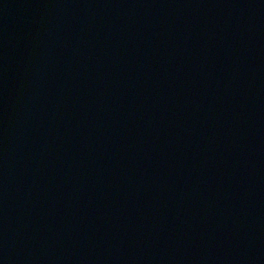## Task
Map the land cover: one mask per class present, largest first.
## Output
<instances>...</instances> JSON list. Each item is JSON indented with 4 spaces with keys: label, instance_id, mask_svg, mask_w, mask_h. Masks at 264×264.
Here are the masks:
<instances>
[{
    "label": "water",
    "instance_id": "1",
    "mask_svg": "<svg viewBox=\"0 0 264 264\" xmlns=\"http://www.w3.org/2000/svg\"><path fill=\"white\" fill-rule=\"evenodd\" d=\"M0 264H264V0H0Z\"/></svg>",
    "mask_w": 264,
    "mask_h": 264
}]
</instances>
